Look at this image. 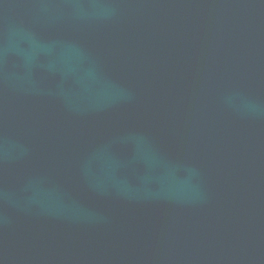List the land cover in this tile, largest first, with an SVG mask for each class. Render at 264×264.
Here are the masks:
<instances>
[{"label":"water","instance_id":"water-1","mask_svg":"<svg viewBox=\"0 0 264 264\" xmlns=\"http://www.w3.org/2000/svg\"><path fill=\"white\" fill-rule=\"evenodd\" d=\"M0 264H264V0H0Z\"/></svg>","mask_w":264,"mask_h":264}]
</instances>
